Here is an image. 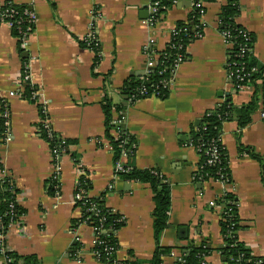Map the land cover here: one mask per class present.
<instances>
[{
    "label": "crops",
    "instance_id": "crops-1",
    "mask_svg": "<svg viewBox=\"0 0 264 264\" xmlns=\"http://www.w3.org/2000/svg\"><path fill=\"white\" fill-rule=\"evenodd\" d=\"M184 1L172 5L152 24V0H0L29 7L38 15L27 57L13 30L0 25V101L20 88L26 65L31 66L38 92L35 103L22 96L9 99L8 141L0 130V163L15 180L19 205L26 211L9 235L8 250L36 258L39 264H105L92 256L94 230L81 222L83 212L72 204L81 165L91 182L90 196L104 197L106 206L125 220L117 233L118 264H152L158 246L153 191L149 184L115 176L102 108L108 94L116 106L127 107L122 128L138 142L135 167L160 172L171 186L168 227L159 243L173 252L164 264L177 263L176 257L185 255L182 249L204 242L213 250L206 264H228L222 257L226 247L223 213L211 205L226 193L237 207L239 240L264 264V81L258 90L249 87L238 92L230 79V48L219 21L228 0L202 2V37L188 44L186 59L174 73L166 99L132 101L119 94L132 74L141 75L150 56L166 51L179 23L190 25L193 7L190 0L188 6L181 5ZM238 2L241 13L236 22L254 36L252 53L264 67V0ZM91 29L99 54L81 40ZM256 91L258 108L250 124L240 128L235 115L222 128L230 185L197 181L201 159L190 146L194 130L225 101L239 111ZM43 108L50 128L70 143L58 163L53 162L50 145L39 133ZM116 117L121 118L114 109ZM57 167L60 195L52 196L47 184L57 183Z\"/></svg>",
    "mask_w": 264,
    "mask_h": 264
},
{
    "label": "trees",
    "instance_id": "trees-1",
    "mask_svg": "<svg viewBox=\"0 0 264 264\" xmlns=\"http://www.w3.org/2000/svg\"><path fill=\"white\" fill-rule=\"evenodd\" d=\"M208 3L216 2L217 0H198ZM161 8L166 6L168 9L172 7V4L167 0H161ZM12 8L17 13L12 21L16 23L19 16L23 12L24 6H6L2 9ZM241 7L236 0H228L227 5L223 7L219 17L221 31L229 35V43L233 44L230 49L229 61L232 63L230 68L231 81L233 84L246 85L250 88L258 90V86L261 80L264 81V67H261L253 56V53H246L240 55L241 47L248 45L250 48H254V36L249 33L247 35L246 29L236 22V19L240 16ZM192 19V17H191ZM194 23L197 24V13L193 15ZM27 23H24V26ZM177 28L180 32L176 44L180 43L185 45L195 41L191 37V26L186 23H179ZM18 27L13 29L15 37L18 36ZM188 34L190 38L185 37ZM83 46L84 44L81 43ZM95 52L99 54V47L94 48ZM169 53L175 54L169 50ZM100 58H96V62ZM186 59V55H185ZM171 59L164 61L165 65H171ZM163 69L162 60L159 62L158 69ZM240 78H244L240 81ZM170 79L169 72L162 74H153L146 77L144 80H138V77H131L124 87L120 89V96L123 98L138 100L145 99L156 93V97L159 99H166L169 94V89H165L163 82ZM24 93L22 99L35 103L33 93L36 87L30 85H24ZM145 88L148 92V96L141 97L140 90ZM258 92L256 91L252 101L241 108L239 111L233 106L232 102L227 100L221 104L217 109L210 111L204 117L203 121L194 130L190 146L194 147L200 155V167L196 174L195 179L210 178L218 179L222 176L230 177L229 159L227 151L222 143V128L224 123L232 121L237 116L238 124L240 128H245L251 122V116L258 108ZM103 111L106 119V138L110 142L115 163L121 160L124 153L128 155L124 167L128 169L127 173H122L121 178L125 181L136 182L142 184H149L154 195V231L155 239L158 244L152 264H164L165 258L171 256L172 248L160 246V238L163 232L168 227L169 213L171 209V186L168 179L160 172L154 170H139L135 167L133 160L137 151V140L127 130H123L119 127H115L112 124L113 111H118L119 114L125 113L127 107L124 104L116 106L111 97L107 94L103 101ZM9 109V108H8ZM6 107L2 109L5 112ZM42 117H46L42 110H40ZM121 116V115H120ZM4 119L0 118V130L1 134L5 131ZM42 136L49 143L52 151L66 150L70 145L69 141H66L59 137V135L52 129H41ZM218 149V162L215 165H209L210 154L208 151L212 148ZM77 160V157L74 155ZM78 162V161H76ZM6 168L0 163V173ZM84 169V168H83ZM85 169L82 170V177L80 178V189L84 192V196L88 195L91 190V182L84 176ZM10 174V173H9ZM57 183L50 181L47 184L50 195L57 194ZM20 194L17 184L12 176L0 177V236L7 232L10 224H21L22 218L25 216L26 211L17 203V198ZM227 199H234L228 197ZM221 204V202H219ZM83 212L81 222H87L94 227L97 232L96 236L99 238V243L93 248V251L99 252L102 255V261L105 264H118L116 261V254L118 251V239L117 233L125 226V220L119 213L111 210L105 204V198H93L91 196L82 199L79 203ZM232 209L230 216L225 217L226 220L222 222V234L224 236L226 247L222 249V257L228 264H256L259 260L256 259L251 251L239 240L238 232L241 229L240 219L237 213V207L235 204L230 205ZM100 229H107V234H99ZM107 248H112L106 252ZM2 250L3 262L0 264H39L36 258L22 257L14 251L3 249V245L0 246ZM185 253V264H201L205 257L212 254L213 250L210 248L208 242H204L200 246L190 244L186 248L182 249ZM179 264V263H175Z\"/></svg>",
    "mask_w": 264,
    "mask_h": 264
},
{
    "label": "built area",
    "instance_id": "built-area-1",
    "mask_svg": "<svg viewBox=\"0 0 264 264\" xmlns=\"http://www.w3.org/2000/svg\"><path fill=\"white\" fill-rule=\"evenodd\" d=\"M169 1L172 5L179 3L181 0H167ZM238 1V0H236ZM191 2V6L193 7V12L197 13V24L194 23L193 20V16L192 19H190L189 24L191 26V37H193L195 40L200 39L202 37L203 34V27L205 26V22H204V15H205V8H204V4L202 3L203 1H198V0H190ZM161 0H152L151 3V8H150V13H151V17H150V22L152 24H156L160 21L162 14L168 10V8L166 6H163L161 8ZM6 6H16L15 4L11 3V2H0V25H8L12 30L15 29V27H18V36L17 41L19 44V48L21 52H27L29 53L30 50V46H31V36L35 30V27L38 23V15L36 12H34L31 8L26 7L24 8L23 12L21 13V15L19 16L18 20L16 21V23H14L12 21V18L15 17L17 15V13L14 11V9L12 8H7V9H2L3 7ZM18 6V5H17ZM95 15L97 17L100 18V11H97L95 13ZM194 15V14H193ZM94 19H96L94 17ZM24 23L27 25L24 26ZM181 31L178 30V28H176L173 32V37L172 40L170 41L167 49L165 52L161 53V54H153L152 56H150V58L148 59L147 63H146V67L144 69V71L141 73L140 76H138V80H144L146 77H149L153 74H162L164 72H169L170 74V79L166 82H163V86L166 89L170 88V84L171 81L173 79V75L176 72V70L180 67V65H182L185 61V55H186V49L187 47L183 44H176V42L174 43L175 40H177L179 34ZM247 35L249 34V31L246 30ZM223 37L227 42L228 47L231 49L233 47V44L229 43V35H227L226 33H223ZM185 37L190 38V36L188 34L185 35ZM82 41H84L86 43V45H88V47L90 48H95L98 47L99 43H98V39L94 34L93 29L90 30V32L81 39ZM169 50L172 52L176 53L173 55L171 53H169ZM253 49L250 48L248 45H245L243 47H241L240 50V55L243 56L246 53H252ZM167 59H171L172 63L171 65H165L164 61ZM162 60V67L163 69L161 70L159 67V62H161ZM229 71L230 68L232 66V63L229 61ZM230 79H231V74H230ZM244 78H240V81H243ZM20 84V88L17 91L11 92L8 94V96H4L2 97L1 101H0V109H1V116L0 118L4 119V137L5 140L8 141L9 137H10V113H9V109H8V100L12 99V98H20L22 96V94L24 93V85H30L33 88L35 87L34 83H33V77H32V73H31V66L26 65L23 69V77L21 80ZM235 89L238 92H242L244 90H246V88H249L246 85H236L234 84ZM140 96L141 97H146L148 96V92L145 88H142L140 90ZM151 97H156V93H153L151 96H149L148 98ZM33 98L37 99L38 98V92L35 90V92L33 93ZM146 99V98H145ZM132 101H134L133 99H131ZM139 100V99H138ZM6 107L5 112H2V109ZM43 114L46 116L47 115V111L45 108L41 109ZM121 118H114L112 121V124L115 127H119L121 129H123V125L125 122V118L123 113L120 114ZM51 129L50 128V124L48 122V120L46 119V117H42V121L40 123V128H39V133L40 135H42L41 133V129ZM52 151V150H51ZM66 150L63 151H52V159L54 163H58V161L61 159V157L63 156V154L65 153ZM110 151L113 152V149L110 148ZM208 153L210 154V160H209V165H215L218 162V149L212 148L208 151ZM128 157V155L126 153H124L121 157V160L117 163H115V176L116 178H118V176H121L122 173H127L128 169H126L124 167V163L123 160H126ZM82 166L78 165V173L80 178L82 177ZM5 176H10L9 171L7 169H5L3 172L0 173V177H5ZM55 179L57 181V184L60 183V169L57 167L56 171H55ZM85 178L87 179V173L85 171L84 173ZM211 180L217 181L223 185H225L226 187H228L230 185L229 180L230 177H220L218 179H214V178H210ZM208 180V178H201L199 179V181H206ZM79 181H78V187L76 189L75 195L73 197L72 200V204L81 210V206L78 205V203L82 200L85 199L86 197L90 196V193L86 196H84V192L79 188ZM18 188V187H17ZM57 196L60 195V192H58V190L60 189V185H57ZM227 193L226 195H224L221 199H219L218 201L215 202H211V205L213 206H217L222 210L223 213V218L224 221L226 220L225 217H229L230 213L232 211V209L230 208V205L234 204L230 199H227ZM221 202V204L219 203ZM17 203H19L18 198H17ZM219 205V206H218ZM124 219V218H123ZM84 224H87L89 226H91L87 220L85 222H83ZM18 227V224L16 223H12L9 225L7 232L4 235L0 236V246L3 245V249L4 246L7 249V242H8V238L10 233L16 228ZM95 233V242H94V247L99 243V238L96 236V232L97 230L92 227ZM108 230L107 229H100L99 230V234H107ZM93 247V248H94ZM109 250H113L112 248H107L105 251L108 252ZM92 256L94 257L95 260L103 263L102 261V255L99 252H95L92 251ZM184 256L182 253H180L177 257V263L179 264H185V260H184ZM206 260L207 257L204 258L203 262L201 264H206ZM4 260L2 258V250H0V263H2ZM256 264H262L261 261H258Z\"/></svg>",
    "mask_w": 264,
    "mask_h": 264
},
{
    "label": "water",
    "instance_id": "water-1",
    "mask_svg": "<svg viewBox=\"0 0 264 264\" xmlns=\"http://www.w3.org/2000/svg\"><path fill=\"white\" fill-rule=\"evenodd\" d=\"M188 4H189L188 0H187V1H184L183 3H181V5H184V6H188ZM27 56H28V53H25V57H27ZM131 76H132V77H138V76H140V75L137 74V73H134V74H132Z\"/></svg>",
    "mask_w": 264,
    "mask_h": 264
}]
</instances>
